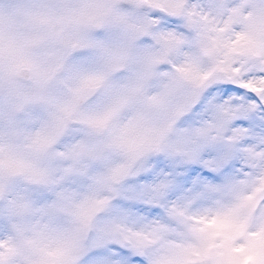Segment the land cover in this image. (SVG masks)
I'll use <instances>...</instances> for the list:
<instances>
[{"label": "snow or ice", "instance_id": "6c2138e0", "mask_svg": "<svg viewBox=\"0 0 264 264\" xmlns=\"http://www.w3.org/2000/svg\"><path fill=\"white\" fill-rule=\"evenodd\" d=\"M0 264H264V0H0Z\"/></svg>", "mask_w": 264, "mask_h": 264}]
</instances>
